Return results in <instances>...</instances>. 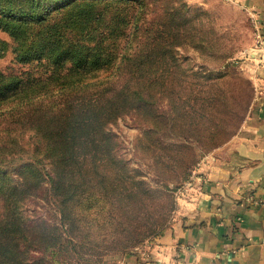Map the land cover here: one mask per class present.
<instances>
[{
    "label": "rangeland",
    "instance_id": "rangeland-1",
    "mask_svg": "<svg viewBox=\"0 0 264 264\" xmlns=\"http://www.w3.org/2000/svg\"><path fill=\"white\" fill-rule=\"evenodd\" d=\"M120 1L102 15L98 14L103 6L89 12L74 10L72 20L87 22L74 23L64 34L90 44L105 26L114 29L113 21L119 18L127 19L119 28L127 34L142 26L152 29L151 60L143 80L132 76L118 81L126 96L135 88L141 93L129 97L133 109L110 124L106 157L89 156L76 161L73 170L60 172L58 199L50 193L59 180L46 154L49 142L40 129L42 122L21 119L24 107L0 99V204H22L26 218L37 212L50 226L62 228L56 204L69 199L68 204L79 209L82 224V230L72 234L89 239L76 247L67 244L60 253L48 252L51 264H116L124 257L148 253L205 185L209 166L226 158L258 104L264 72L256 47L259 20L240 2L149 0V8L141 9L136 21L125 9L129 0ZM47 2L59 5L66 0ZM0 10L6 11V5ZM64 17L56 20L58 27ZM103 17L108 22L101 24ZM37 25L29 29L21 28L23 23L6 29L0 25V73L5 83L13 74L44 77L51 68L43 59L45 51L18 57L17 46L34 44L42 32ZM106 39L110 42L109 36ZM126 41L122 40L123 47ZM137 44L143 46L141 40ZM115 66L110 65L109 74ZM82 77L84 86L59 92L57 101L96 93L105 83L104 71ZM2 83L0 79V87H5ZM145 88L148 95L143 94ZM53 89L57 93L58 86ZM71 92L73 97L66 99ZM26 165L33 167L28 173Z\"/></svg>",
    "mask_w": 264,
    "mask_h": 264
},
{
    "label": "trees",
    "instance_id": "trees-1",
    "mask_svg": "<svg viewBox=\"0 0 264 264\" xmlns=\"http://www.w3.org/2000/svg\"><path fill=\"white\" fill-rule=\"evenodd\" d=\"M47 1L0 0V5L7 7L6 11L0 10V25H3L1 27L6 29L9 25L23 23L21 28L29 29L34 24L42 28L34 44L26 46L21 42V45L17 46L18 57H28L33 53L45 51L43 59L48 67H51L44 77L25 73L13 74L7 83L2 80L5 76L0 73L2 84L6 85L0 87V99L14 106L24 107L26 110L19 115L21 119L36 118L42 122L40 129L43 137L49 142L46 154L52 158V170L58 176L60 172L73 170L78 160L87 159L89 156L106 157L110 124L131 111L133 103H129L127 99L141 93V88H135L130 96H126L123 90H119L121 88L118 81L120 78L127 80L132 76L143 80V73L147 71L151 60L152 51H149L148 41L152 29L142 26L136 33L130 31L127 34L126 29L119 30L127 19L119 18L113 21L114 29L108 30V26H105L100 30L98 39L90 44H82L85 43L84 39L73 40L64 34L74 23L87 22L72 20V12L78 8L89 12L103 6L98 14L102 15L107 8H112L122 1L96 0L95 3H86L83 0H66L59 5L47 4ZM125 3L129 16L136 21L141 19L140 10L150 6L149 0H129ZM16 7L18 12L14 13ZM51 8L55 11H50ZM28 10L30 12H26ZM45 11L50 12L45 14ZM63 16L65 17L58 27L56 20ZM105 22L108 20H104V17L100 19L101 24ZM107 36L110 37V42L107 41ZM124 38L127 41L123 47ZM137 40H141L143 46L138 45ZM118 42L120 46L117 45ZM112 59L115 60L113 63ZM114 64L116 66L109 74L110 65ZM97 70L105 73V78L102 79V82L105 81L104 85L101 82L86 83L88 86L102 84L96 93L73 97L74 93L71 92L66 99L73 97L72 100L57 101L60 98L57 96L59 92L84 86L82 75ZM57 86V93H54L53 88ZM144 91L143 94L148 95L147 88ZM19 116L17 114L15 120ZM150 132L146 131L145 136ZM26 166L28 173L33 167ZM99 166L101 165L98 164ZM57 178L59 181L50 191L55 199H58L61 191L60 176ZM23 184L22 180L20 186ZM67 189L68 186L65 191H69ZM62 201L56 204L62 228L50 226L42 217L36 215L37 212H34L31 218H26L22 204H0V264H51L48 252L58 250L60 253L63 248L66 249L67 244L76 247V244L89 241L83 236L72 234L82 230L78 218L79 209L74 204H68L69 199H65L64 204ZM56 232L60 235H56Z\"/></svg>",
    "mask_w": 264,
    "mask_h": 264
},
{
    "label": "crops",
    "instance_id": "crops-1",
    "mask_svg": "<svg viewBox=\"0 0 264 264\" xmlns=\"http://www.w3.org/2000/svg\"><path fill=\"white\" fill-rule=\"evenodd\" d=\"M264 24V0H236ZM258 104L226 158L148 253L116 264H264V72Z\"/></svg>",
    "mask_w": 264,
    "mask_h": 264
},
{
    "label": "built area",
    "instance_id": "built-area-1",
    "mask_svg": "<svg viewBox=\"0 0 264 264\" xmlns=\"http://www.w3.org/2000/svg\"><path fill=\"white\" fill-rule=\"evenodd\" d=\"M256 30H257V43L256 47L261 52V58L260 62L264 67V24L259 22H256Z\"/></svg>",
    "mask_w": 264,
    "mask_h": 264
}]
</instances>
